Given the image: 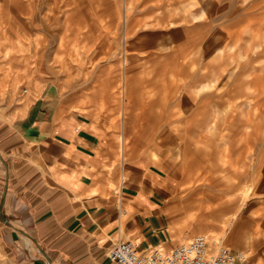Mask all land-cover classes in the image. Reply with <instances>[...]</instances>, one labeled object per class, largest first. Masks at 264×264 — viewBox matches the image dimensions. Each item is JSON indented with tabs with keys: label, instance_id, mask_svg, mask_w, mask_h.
I'll return each mask as SVG.
<instances>
[{
	"label": "rangeland",
	"instance_id": "obj_1",
	"mask_svg": "<svg viewBox=\"0 0 264 264\" xmlns=\"http://www.w3.org/2000/svg\"><path fill=\"white\" fill-rule=\"evenodd\" d=\"M44 84L116 139L117 189L167 181L165 248L264 264V0H0V116Z\"/></svg>",
	"mask_w": 264,
	"mask_h": 264
},
{
	"label": "crops",
	"instance_id": "obj_2",
	"mask_svg": "<svg viewBox=\"0 0 264 264\" xmlns=\"http://www.w3.org/2000/svg\"><path fill=\"white\" fill-rule=\"evenodd\" d=\"M46 86L0 116V264H115L122 229L142 248L171 245L167 181L129 166L118 190L116 139Z\"/></svg>",
	"mask_w": 264,
	"mask_h": 264
},
{
	"label": "built area",
	"instance_id": "obj_3",
	"mask_svg": "<svg viewBox=\"0 0 264 264\" xmlns=\"http://www.w3.org/2000/svg\"><path fill=\"white\" fill-rule=\"evenodd\" d=\"M107 256L115 264H241L246 259L243 252L214 243L204 233L170 248L159 245L142 248L138 242L117 238Z\"/></svg>",
	"mask_w": 264,
	"mask_h": 264
},
{
	"label": "bare ground",
	"instance_id": "obj_4",
	"mask_svg": "<svg viewBox=\"0 0 264 264\" xmlns=\"http://www.w3.org/2000/svg\"><path fill=\"white\" fill-rule=\"evenodd\" d=\"M91 33V32H90ZM197 192V191H196ZM196 192H195V194H196ZM194 193V192H193ZM228 201L225 199V198H223L221 201H220V203H218V207L215 209V211L217 212V213H219V214H226V211H227V205H228V203H227ZM237 214V213H236ZM137 242V241H136ZM242 252V251H241ZM243 256H244V258H245V255H244V253H243ZM259 261H261L260 259H259ZM259 264V263H258Z\"/></svg>",
	"mask_w": 264,
	"mask_h": 264
}]
</instances>
